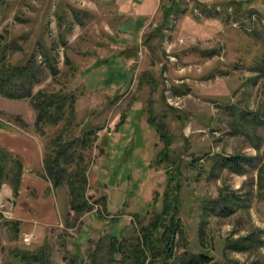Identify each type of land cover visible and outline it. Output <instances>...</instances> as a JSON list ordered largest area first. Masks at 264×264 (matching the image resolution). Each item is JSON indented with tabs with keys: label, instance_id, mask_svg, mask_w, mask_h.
<instances>
[{
	"label": "rangeland",
	"instance_id": "374dc122",
	"mask_svg": "<svg viewBox=\"0 0 264 264\" xmlns=\"http://www.w3.org/2000/svg\"><path fill=\"white\" fill-rule=\"evenodd\" d=\"M230 2L253 14L242 18ZM263 27L264 0H0V43L20 47L8 62L35 55L42 70L32 95L74 98L62 121L39 130L30 99L0 96L10 128H0V151L22 165L18 194L7 172L0 177V264H17L16 251H43L49 264H134L142 229L162 210L166 173L178 186L177 257L264 264L263 152L229 114L263 120L264 150ZM149 106L170 137L166 163ZM57 142L72 156L60 164L67 178L83 176L89 211L71 210L66 182L52 187L45 159ZM238 156L255 157L242 175L213 164ZM171 215L148 238L162 237ZM115 240L121 250L110 248ZM152 259L165 264L162 253Z\"/></svg>",
	"mask_w": 264,
	"mask_h": 264
},
{
	"label": "trees",
	"instance_id": "16d2710c",
	"mask_svg": "<svg viewBox=\"0 0 264 264\" xmlns=\"http://www.w3.org/2000/svg\"><path fill=\"white\" fill-rule=\"evenodd\" d=\"M229 4L231 6V10H233V12L236 14H239L242 18H246L245 14L248 17L253 14L251 11L242 10L240 7H238V5H234L233 2H230ZM241 10L243 12L240 14L239 12ZM212 12H214L212 15H216L217 18H221L220 13H215L217 11ZM170 14L171 13H169L168 16ZM222 15L224 19L221 18V20L226 22L227 19L224 17V9L222 10ZM249 35L251 36V34ZM18 51H20V47L17 45L15 40L11 42L2 41L0 43V96L10 100L30 99L32 101L33 107L38 113L34 124L39 130H42L46 125H57L60 121H62L63 116L65 115V107L68 106L71 108L74 104V98L66 96L62 93L45 95L40 91L35 95H32L34 86L39 83L42 70L36 63L35 55L30 56L22 64L14 65L8 62V57L17 53ZM257 68L259 71L264 72V58L261 59V62ZM49 69L52 75L56 74V70L52 68L51 65L49 66ZM229 110V114L234 120L233 122L238 123L237 125L241 126V128L236 125L233 127L235 129H240L250 141H252V138L257 140V143H253V149L256 153L263 152L261 158H259L261 164L257 170L261 172L264 168V150H262L263 148L261 149L262 140L258 137L257 129L259 126L263 125V120L260 119L256 114L248 113L250 114L248 115L239 108L230 107ZM145 113L147 115V122L154 129L155 133L159 136L164 144L163 148L158 153L159 160H157V162L166 163V157H168L169 153L168 147L170 143V137L167 135L164 128L155 122L154 113L150 106L145 110ZM242 123H244L246 126H243ZM247 125H253V129L250 130ZM0 128H6V130H10L9 127L3 124H0ZM55 146L56 148L52 150V152L45 159L47 160V165L50 168V173L54 174L55 185H52V187H59L62 183L66 182L69 187V206L71 210L77 214L84 211H89L90 207L86 203L80 201L84 191V183L82 179L83 176L78 180L72 177L67 178L66 170L60 165L65 162H70L71 160L72 156L67 153V145L57 142ZM0 152L3 153L2 157L0 158V177L2 178L5 172L9 174V182L12 186L14 195H16L18 194L21 182L22 165L19 160L12 158L11 155L4 153V151ZM254 160L255 157L246 156L231 158L223 157L221 161H214L213 164L216 167H222L242 175L246 172L244 165L246 164L251 166ZM8 163L12 164L10 169H7ZM67 164H65V166ZM173 181L174 178L172 175L166 173V184L163 193L162 210L159 214H155L152 223H150L147 228L142 229L143 236L140 239V242H138L133 249L134 252L132 257L134 259V264H156L153 259L152 261H149L148 258H155V256L160 253L164 254L165 264H233L232 262L228 261L216 262L210 255L206 253L196 254L185 251L181 256L177 257L175 255V236L176 233L179 232L181 225L178 219V196L175 193L178 186L176 185L175 187H172L171 184ZM217 202V200L214 201L216 204ZM237 203L240 204L239 201ZM168 209L172 210V215L171 218H169L168 224L165 228L166 232L162 235V237L157 238L156 241L151 240L148 237L151 234L152 229L155 227V223L158 220L160 221L161 217ZM114 242L115 243H110V248L112 250H121L122 245L120 243L117 244L116 240ZM240 246L241 248H244L243 244ZM14 256L16 257L17 264H49L48 259L43 251H39L38 253L16 251Z\"/></svg>",
	"mask_w": 264,
	"mask_h": 264
},
{
	"label": "built area",
	"instance_id": "2783aa9c",
	"mask_svg": "<svg viewBox=\"0 0 264 264\" xmlns=\"http://www.w3.org/2000/svg\"><path fill=\"white\" fill-rule=\"evenodd\" d=\"M26 241H28V239H26Z\"/></svg>",
	"mask_w": 264,
	"mask_h": 264
}]
</instances>
